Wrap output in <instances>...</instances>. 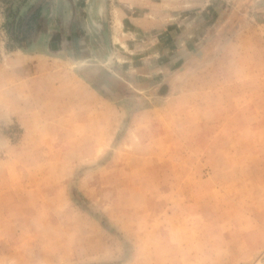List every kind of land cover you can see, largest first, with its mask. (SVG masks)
<instances>
[{"label":"rangeland","instance_id":"1","mask_svg":"<svg viewBox=\"0 0 264 264\" xmlns=\"http://www.w3.org/2000/svg\"><path fill=\"white\" fill-rule=\"evenodd\" d=\"M0 264H264V0H0Z\"/></svg>","mask_w":264,"mask_h":264},{"label":"trees","instance_id":"2","mask_svg":"<svg viewBox=\"0 0 264 264\" xmlns=\"http://www.w3.org/2000/svg\"><path fill=\"white\" fill-rule=\"evenodd\" d=\"M28 25H29V23H28ZM23 32H25V30H23Z\"/></svg>","mask_w":264,"mask_h":264}]
</instances>
